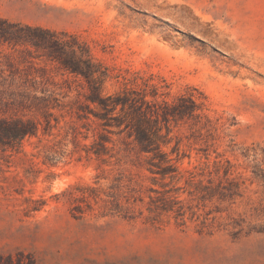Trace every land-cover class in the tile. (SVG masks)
I'll return each mask as SVG.
<instances>
[{"label": "rangeland", "instance_id": "1", "mask_svg": "<svg viewBox=\"0 0 264 264\" xmlns=\"http://www.w3.org/2000/svg\"><path fill=\"white\" fill-rule=\"evenodd\" d=\"M0 20L75 36L102 95L202 103L159 122L160 162L82 79L0 45V128L33 133L0 144V264H264V0H0Z\"/></svg>", "mask_w": 264, "mask_h": 264}, {"label": "trees", "instance_id": "2", "mask_svg": "<svg viewBox=\"0 0 264 264\" xmlns=\"http://www.w3.org/2000/svg\"><path fill=\"white\" fill-rule=\"evenodd\" d=\"M0 45H7L20 57L35 52L36 58L56 64L63 73L82 79L88 89L85 101L96 109L94 117L105 127L130 130L139 150L160 162H165V158L160 152L159 122L196 117L202 107L201 102L183 95L172 104L159 101V87L153 83L147 89L124 87L117 93L102 95V84L109 78L107 69L93 61L88 48L75 36L64 32L0 20ZM32 134L26 126H5L0 128V144Z\"/></svg>", "mask_w": 264, "mask_h": 264}]
</instances>
